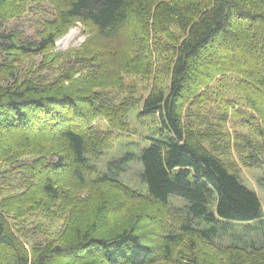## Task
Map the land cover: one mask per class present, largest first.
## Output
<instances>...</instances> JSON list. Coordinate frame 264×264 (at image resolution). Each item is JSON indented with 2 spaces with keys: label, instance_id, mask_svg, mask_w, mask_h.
I'll list each match as a JSON object with an SVG mask.
<instances>
[{
  "label": "trees",
  "instance_id": "trees-1",
  "mask_svg": "<svg viewBox=\"0 0 264 264\" xmlns=\"http://www.w3.org/2000/svg\"><path fill=\"white\" fill-rule=\"evenodd\" d=\"M46 2L52 17L29 40L3 23L32 1L0 0V264H264V245L214 242L262 219L229 158L264 167V0ZM76 25L84 42L56 51ZM134 81L147 84L139 100ZM132 102L159 133L136 157L145 195L114 171L132 155L95 179L87 159L128 132ZM35 213L64 222L57 239H29Z\"/></svg>",
  "mask_w": 264,
  "mask_h": 264
},
{
  "label": "rangeland",
  "instance_id": "rangeland-1",
  "mask_svg": "<svg viewBox=\"0 0 264 264\" xmlns=\"http://www.w3.org/2000/svg\"><path fill=\"white\" fill-rule=\"evenodd\" d=\"M30 1H32V4L26 14L17 19L6 21L3 23V27L7 30H16L26 39L35 40L41 23L44 19L47 20L52 17L53 10L46 0ZM85 39L86 35L84 29L76 25L72 27L66 35L58 39L54 49L60 52L71 51L77 49ZM24 67L27 69L29 64H25ZM56 72L58 73L55 69L54 71L43 72V74L48 80H53L54 73L56 75ZM35 74L37 75V73ZM134 84L137 90V94H135L134 97L136 100H139L140 93L147 89V84L140 81H134ZM108 97L116 100L117 94L116 92H112ZM132 105L133 107L129 110L127 115L128 132L114 140L111 147L107 151H104V154L99 159L90 160L88 157L87 159L90 165L96 170V173L92 175V178L95 179L108 171V163L132 155V161L120 163L114 171L116 172L115 174L118 175V179L124 185L131 190L145 195L147 188L145 183L139 179L140 168L136 157L142 149L148 147L152 143V140L158 139L159 133L156 124L141 122V119L138 117L141 104H138V102L134 104L132 102ZM210 107L212 108L210 109L211 111H217L215 106ZM229 121L227 129L231 133L229 140L233 145L236 143V140L238 141V134L236 131L239 130L235 119H229ZM96 127L102 131L109 130L107 123L101 120L96 122ZM243 133L245 132L243 131ZM225 142L227 141L225 140L223 143ZM29 158L30 157L24 158V160L28 161ZM231 158L239 165L236 173L239 181L246 188L253 191L259 198L263 219L248 223H227V228L222 230L219 236L215 238L214 242L220 246H228L233 243L242 247H245L249 243H255L256 246L264 245V167L258 166L255 168L244 166L235 151H232V155H230L229 159L231 160ZM245 159H247V157H245ZM39 173L42 174L41 172ZM12 174L16 176L15 173ZM169 206L171 209H181L186 206V203L176 196H169ZM23 221L25 222V225H23L25 231H32V233L29 234V239L38 241L42 240L43 233L49 236L50 239H57L64 225L62 220L43 213L31 214ZM193 224H200L202 229L209 228V226L200 219L193 220ZM38 226H41V232H35V228ZM210 253L219 261L216 253Z\"/></svg>",
  "mask_w": 264,
  "mask_h": 264
}]
</instances>
